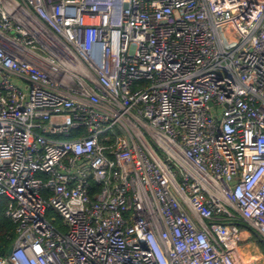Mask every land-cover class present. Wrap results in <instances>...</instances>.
Returning <instances> with one entry per match:
<instances>
[{
  "label": "built area",
  "instance_id": "built-area-1",
  "mask_svg": "<svg viewBox=\"0 0 264 264\" xmlns=\"http://www.w3.org/2000/svg\"><path fill=\"white\" fill-rule=\"evenodd\" d=\"M2 196L0 264H259L264 0H0Z\"/></svg>",
  "mask_w": 264,
  "mask_h": 264
},
{
  "label": "trees",
  "instance_id": "trees-1",
  "mask_svg": "<svg viewBox=\"0 0 264 264\" xmlns=\"http://www.w3.org/2000/svg\"><path fill=\"white\" fill-rule=\"evenodd\" d=\"M7 207V198L2 196L0 201V257H5L9 248L12 246L16 238V224L7 217L5 211ZM46 217L51 220L53 225L59 230H65L62 218L53 210L48 209L46 211ZM245 224L240 223V227ZM255 237V236H254ZM259 246L264 249V243L259 241Z\"/></svg>",
  "mask_w": 264,
  "mask_h": 264
},
{
  "label": "rangeland",
  "instance_id": "rangeland-1",
  "mask_svg": "<svg viewBox=\"0 0 264 264\" xmlns=\"http://www.w3.org/2000/svg\"><path fill=\"white\" fill-rule=\"evenodd\" d=\"M248 234H249V238L246 242H252L251 246H249V245L242 246L244 244V241H242L241 247L239 249L243 251L246 258H248V259H250V258L252 259L253 257L257 256L259 258V260L261 259L260 261H258V263L261 264L264 261V249H262L261 246H259L260 240L258 238L251 235L250 231L248 232ZM243 260L244 259H242V261Z\"/></svg>",
  "mask_w": 264,
  "mask_h": 264
},
{
  "label": "bare ground",
  "instance_id": "bare-ground-1",
  "mask_svg": "<svg viewBox=\"0 0 264 264\" xmlns=\"http://www.w3.org/2000/svg\"><path fill=\"white\" fill-rule=\"evenodd\" d=\"M239 252L241 254L242 259H244L243 261L249 262V261H260L261 260V259L259 260V258L257 256L253 257L252 259L251 258L248 259V258H246L245 254L243 253L242 250L239 249Z\"/></svg>",
  "mask_w": 264,
  "mask_h": 264
},
{
  "label": "crops",
  "instance_id": "crops-1",
  "mask_svg": "<svg viewBox=\"0 0 264 264\" xmlns=\"http://www.w3.org/2000/svg\"><path fill=\"white\" fill-rule=\"evenodd\" d=\"M243 236H244V239L242 240V241H244V244L242 245V246H247V245H249V246H251V243L252 242H246L247 240H248V238H249V234L247 233V232H243V234H242ZM257 238V237H256ZM242 243V242H241ZM253 250V249H252Z\"/></svg>",
  "mask_w": 264,
  "mask_h": 264
},
{
  "label": "water",
  "instance_id": "water-1",
  "mask_svg": "<svg viewBox=\"0 0 264 264\" xmlns=\"http://www.w3.org/2000/svg\"><path fill=\"white\" fill-rule=\"evenodd\" d=\"M10 252H11V248H9V250H8L7 254H9Z\"/></svg>",
  "mask_w": 264,
  "mask_h": 264
}]
</instances>
